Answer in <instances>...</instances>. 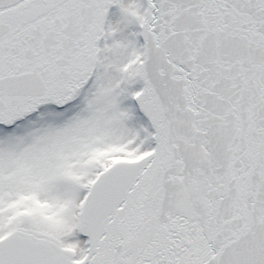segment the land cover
<instances>
[{
    "label": "snow or ice",
    "instance_id": "snow-or-ice-1",
    "mask_svg": "<svg viewBox=\"0 0 264 264\" xmlns=\"http://www.w3.org/2000/svg\"><path fill=\"white\" fill-rule=\"evenodd\" d=\"M0 264H264V0H0Z\"/></svg>",
    "mask_w": 264,
    "mask_h": 264
}]
</instances>
